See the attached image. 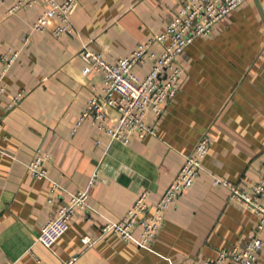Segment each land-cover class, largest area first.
<instances>
[{
    "label": "crops",
    "instance_id": "1",
    "mask_svg": "<svg viewBox=\"0 0 264 264\" xmlns=\"http://www.w3.org/2000/svg\"><path fill=\"white\" fill-rule=\"evenodd\" d=\"M10 6L11 0H1L0 53L15 48L19 54L0 97V263L203 264L255 230L258 217L230 201L228 189L213 178L251 194L264 171V0H244L183 50L175 98L161 117H145L154 134L127 145L110 142L87 118L70 135L89 88L101 83L99 73L81 74L80 50L115 62L163 29L176 0H75L74 33L61 37L49 29L30 32L42 0L11 13ZM149 64L134 68L140 78ZM16 91L21 101L5 112ZM106 114L113 126L117 113L106 108ZM203 134L209 141L203 171L164 213L149 246L101 233L141 192L152 206ZM38 154L49 156L46 179H33L26 169ZM93 174L99 181L90 184ZM52 181L61 189L50 191ZM84 188L89 208L75 210L67 232L43 247L36 241L40 226L55 217L68 194ZM138 233L136 227L132 234ZM84 236L91 240L87 245L80 241ZM259 238L255 259L261 264L264 226Z\"/></svg>",
    "mask_w": 264,
    "mask_h": 264
},
{
    "label": "built area",
    "instance_id": "2",
    "mask_svg": "<svg viewBox=\"0 0 264 264\" xmlns=\"http://www.w3.org/2000/svg\"><path fill=\"white\" fill-rule=\"evenodd\" d=\"M243 1L176 0V11L166 21L163 29L149 36L146 41L138 43L132 52L119 57L113 63L105 61L99 53H93L83 47L79 53L80 58L85 62L81 74L86 75L91 71L99 73L101 83L98 88L93 86L89 88L90 96L70 135L76 132L81 121L86 118L97 132L107 136L110 142L127 145L131 140H142L153 135V126L146 123L145 117L150 112L157 118L161 117L167 102L175 98L184 74L177 62L179 55L195 38L209 35L216 22L227 16ZM36 2L37 0H11L8 12L31 7ZM42 3V11L31 23L30 32L43 33L49 29L53 37L74 33L70 14L75 0L61 2L42 0ZM50 21L55 22L52 29H50ZM27 39L28 37H25L23 41ZM18 54L19 50L15 48H8L0 53V97L7 89L5 79ZM149 62L148 71L140 78L134 68H142ZM22 97L21 91L14 92L5 104L4 111L13 109ZM106 108L117 113L113 126L106 122ZM1 126L0 120V133ZM197 141L193 149L183 156V163L152 206L146 204L148 194L145 191L141 192L118 221H108L102 225L101 233L115 234L125 243L132 242L141 247L149 246L162 228L164 213L203 171L202 160L209 149V141L204 134ZM3 155L5 152L0 148V158ZM48 157V154H38L26 164L31 178L46 179L43 164ZM262 173L261 178L252 186L251 194L244 193L227 180L213 178L214 183L222 184L228 189L230 201L240 204L242 208L256 215L258 221L255 230L246 239L237 242L228 250H219L215 259L205 261L203 264H258L255 257L262 245L259 233L264 226V171ZM98 181L99 179L93 174L89 183L94 184ZM58 188L61 189L52 181L50 191ZM68 195L67 202L56 210L55 217L40 226L36 241L43 247L51 248V245L67 232L75 210L84 211L89 208L87 188ZM136 227L139 228V233L134 237L132 233ZM80 241L83 245L91 242L87 236L82 237ZM63 264H71V259Z\"/></svg>",
    "mask_w": 264,
    "mask_h": 264
}]
</instances>
